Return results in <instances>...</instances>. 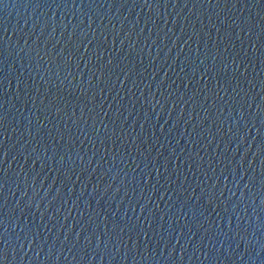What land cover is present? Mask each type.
I'll list each match as a JSON object with an SVG mask.
<instances>
[{
	"label": "water",
	"instance_id": "obj_1",
	"mask_svg": "<svg viewBox=\"0 0 264 264\" xmlns=\"http://www.w3.org/2000/svg\"><path fill=\"white\" fill-rule=\"evenodd\" d=\"M0 82L4 264H264V0H0Z\"/></svg>",
	"mask_w": 264,
	"mask_h": 264
},
{
	"label": "snow or ice",
	"instance_id": "obj_2",
	"mask_svg": "<svg viewBox=\"0 0 264 264\" xmlns=\"http://www.w3.org/2000/svg\"><path fill=\"white\" fill-rule=\"evenodd\" d=\"M209 3H211V0H209ZM75 34V33H73ZM81 35L83 36L84 34L81 33ZM109 64L112 63L111 60L108 61ZM227 67V65H225V68ZM0 86H2V82H0ZM20 87V84L17 85V88ZM102 91V90H101ZM6 118L4 116H0V134L3 133L5 126H4V120ZM261 151L264 152V148H261ZM3 158V151H0V161H2ZM8 259V249H7V244L5 243L4 247L0 248V264H4V262ZM83 259V257H82Z\"/></svg>",
	"mask_w": 264,
	"mask_h": 264
}]
</instances>
